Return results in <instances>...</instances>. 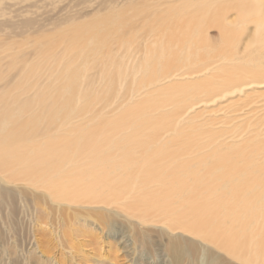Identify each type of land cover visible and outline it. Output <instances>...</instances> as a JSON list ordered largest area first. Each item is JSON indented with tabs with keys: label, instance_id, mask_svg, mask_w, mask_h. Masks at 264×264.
Returning a JSON list of instances; mask_svg holds the SVG:
<instances>
[{
	"label": "bare ground",
	"instance_id": "obj_1",
	"mask_svg": "<svg viewBox=\"0 0 264 264\" xmlns=\"http://www.w3.org/2000/svg\"><path fill=\"white\" fill-rule=\"evenodd\" d=\"M200 254L264 264V0H0V264Z\"/></svg>",
	"mask_w": 264,
	"mask_h": 264
},
{
	"label": "rangeland",
	"instance_id": "obj_2",
	"mask_svg": "<svg viewBox=\"0 0 264 264\" xmlns=\"http://www.w3.org/2000/svg\"><path fill=\"white\" fill-rule=\"evenodd\" d=\"M33 9H34V8H31V10H33ZM167 246H169V245H167ZM149 249H150V251H149V252H150V254H149L150 257H148V258H149L148 261H150V260L153 261V259H155V258H156L155 260H157V261H160V260L162 259L161 256H160V257H159V256L157 257L156 255H154V253H155L156 251H153V248H150V247H149L148 250H149ZM156 249H159V250L162 249L161 251H163V252L165 251V252L167 253L166 249L164 250V246H163V248H162V247H161V248H160V247H159V248L156 247ZM142 250H143V251H142ZM145 251H146V248H144V249L139 248V250H138V252H137L139 255H138V254H137V255L140 256L141 258H142V257H143V258H144V257L146 258V256H148V255H145ZM163 252H161V253H163ZM156 254H157V252H156ZM171 255H173V254L170 253V255L165 256V257H164V260L168 259L169 256H170V258H171ZM200 256H201V254H200ZM200 256H196V259H195V261H194V262H195L194 264H215V263H210V262H209V258H206V257L202 258V256H201V257H200ZM174 257L176 258V256H174ZM197 257H198V258H197ZM171 259H172V258H171ZM168 260H169V259H168ZM181 260H183L182 264H188V262H187L186 259L184 260V259L182 258ZM143 261H144V260H141V259H140V260H138L137 264H142ZM123 264H132V263L124 261ZM135 264H136V263H135ZM216 264H221V262H218V263H216ZM222 264H230V263L225 261V262H222ZM231 264H232V263H231Z\"/></svg>",
	"mask_w": 264,
	"mask_h": 264
}]
</instances>
